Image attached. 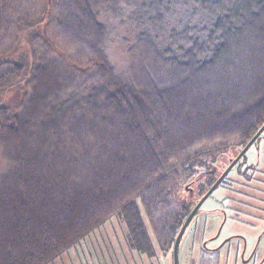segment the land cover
<instances>
[{
    "label": "trees",
    "instance_id": "1",
    "mask_svg": "<svg viewBox=\"0 0 264 264\" xmlns=\"http://www.w3.org/2000/svg\"><path fill=\"white\" fill-rule=\"evenodd\" d=\"M29 3L0 0V44L14 19L34 42L55 21L68 50L90 55L79 74L29 49L0 57V264H48L115 214L151 254L142 211L172 249L220 162L264 124V0H43L24 21ZM109 40L131 55L122 72Z\"/></svg>",
    "mask_w": 264,
    "mask_h": 264
},
{
    "label": "rangeland",
    "instance_id": "2",
    "mask_svg": "<svg viewBox=\"0 0 264 264\" xmlns=\"http://www.w3.org/2000/svg\"><path fill=\"white\" fill-rule=\"evenodd\" d=\"M44 6L43 0H30L29 10L17 17L34 21L42 15ZM23 23L14 19L9 25L1 39L0 57L15 54L16 49L18 53L29 49L25 51L36 59L49 54L64 57L73 73L81 72L80 66L90 55L85 45H73L80 47L79 51L68 50L55 21L47 23L42 36H32H36V42L30 38L26 41ZM106 50L117 71L129 66L131 55L120 42L109 40ZM23 93L24 89L12 87L3 94L18 107L25 99ZM243 160L254 164L257 174L264 179V131L248 148ZM219 167L227 166L222 160ZM228 179L231 182H222L205 199L185 230L179 244L178 264H264V181L243 179L237 165L228 172ZM233 180L241 182L232 183ZM197 196L195 191H187L181 199L194 202ZM142 215L153 247L151 254L129 243L127 224L123 216L115 214L48 264H174L173 248H162L147 214L142 211Z\"/></svg>",
    "mask_w": 264,
    "mask_h": 264
},
{
    "label": "water",
    "instance_id": "3",
    "mask_svg": "<svg viewBox=\"0 0 264 264\" xmlns=\"http://www.w3.org/2000/svg\"><path fill=\"white\" fill-rule=\"evenodd\" d=\"M264 131V124L260 127V129L256 132V134L251 138V140L242 148L239 154L233 159V161L226 167V169L221 173L215 183L208 189V191L200 198V200L196 203L192 211L189 213L187 218L185 219L180 231L175 239L173 245V255H174V264H178V249L179 244L182 239V236L193 219L194 215L197 213L199 207L205 201V199L212 193V191L216 188V186L221 182V180L226 176V174L233 168L234 164L238 161V159L247 151V149L252 145V143L256 140V138Z\"/></svg>",
    "mask_w": 264,
    "mask_h": 264
},
{
    "label": "flooded vegetation",
    "instance_id": "4",
    "mask_svg": "<svg viewBox=\"0 0 264 264\" xmlns=\"http://www.w3.org/2000/svg\"><path fill=\"white\" fill-rule=\"evenodd\" d=\"M260 135H261V134H260ZM258 137H259V136H258ZM258 137H257V138H258ZM257 138H256V139H257ZM255 141H256V140H255ZM255 141H254V142H255ZM254 142H253V143H254ZM253 143H252V144H253ZM247 150H248V149H247ZM245 153H246V152H245ZM243 155H244V157H245V154H243ZM243 155H242V156L238 159V161L235 163L236 165H238L239 163L242 162V164L244 165V167H245L246 169L249 168V166H255V165L252 164V163H251V164H250V163L247 164L246 161L243 160V159H244V158H243ZM242 160H243V161H242ZM235 164H234V166H235ZM234 166H233V167H234ZM253 169H254V171H255V170H256V166H255V168H253ZM260 177H261V176H260ZM261 178H262V177H261ZM253 179H254V178H253ZM263 180H264V179H263ZM263 180H262V181H263Z\"/></svg>",
    "mask_w": 264,
    "mask_h": 264
}]
</instances>
